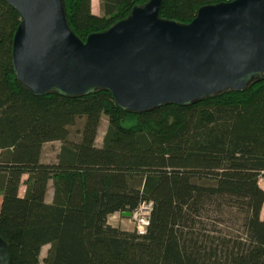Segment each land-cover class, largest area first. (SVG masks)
<instances>
[{
	"label": "trees",
	"instance_id": "trees-1",
	"mask_svg": "<svg viewBox=\"0 0 264 264\" xmlns=\"http://www.w3.org/2000/svg\"><path fill=\"white\" fill-rule=\"evenodd\" d=\"M146 1L100 0L95 14L91 0H62L82 40ZM226 1L162 0L159 16L188 23L201 6ZM20 19L0 0V236L9 264H39L47 244L43 264H264V74L240 91L140 112L121 109L102 89L36 96L12 66ZM78 120L79 135L70 139ZM51 141L61 143L57 159L42 161ZM148 201L144 233L108 222ZM206 210L239 217L243 236L201 240Z\"/></svg>",
	"mask_w": 264,
	"mask_h": 264
},
{
	"label": "water",
	"instance_id": "water-1",
	"mask_svg": "<svg viewBox=\"0 0 264 264\" xmlns=\"http://www.w3.org/2000/svg\"><path fill=\"white\" fill-rule=\"evenodd\" d=\"M5 1L21 17L13 70L36 96L102 89L121 109L140 112L240 91L264 74V0L203 5L188 23L161 18L162 0H148L84 40L70 28L62 0ZM9 260L0 236V264Z\"/></svg>",
	"mask_w": 264,
	"mask_h": 264
},
{
	"label": "rangeland",
	"instance_id": "rangeland-1",
	"mask_svg": "<svg viewBox=\"0 0 264 264\" xmlns=\"http://www.w3.org/2000/svg\"><path fill=\"white\" fill-rule=\"evenodd\" d=\"M100 0H92L91 1V10L95 14H101V8H100ZM81 126V120H78L77 123L70 128V139H76L78 137V130ZM107 127V117L105 115L102 116L97 137H96V144L101 145L102 138L104 135V132ZM60 142L59 141H52L51 143H45L42 148L41 153V159L45 162H55L57 159V154L59 152L60 148ZM202 178L206 179H213L211 176L202 175ZM259 185L264 189V178H259ZM25 187L22 185L20 187V194L24 193ZM52 196V188L51 186L48 187V190L46 192V201H50ZM1 200V196H0ZM227 212V211H226ZM223 216H215L211 211H204L202 212V215L200 217V224H199V232H200V239L205 241L206 237L204 234L208 236H211L212 234H221V235H230V236H243L242 232V226L241 222L239 220V217L237 216H229L227 213ZM261 217H264V205L261 210ZM122 217H116V216H109L108 222L112 225H118L117 223L122 222L123 228H126L127 230L134 229V224L132 222L131 217H129V220L122 221ZM49 248V245H44L41 249L40 253V263L43 264L42 258L46 255L47 249Z\"/></svg>",
	"mask_w": 264,
	"mask_h": 264
},
{
	"label": "built area",
	"instance_id": "built-area-1",
	"mask_svg": "<svg viewBox=\"0 0 264 264\" xmlns=\"http://www.w3.org/2000/svg\"><path fill=\"white\" fill-rule=\"evenodd\" d=\"M151 206H152V203L150 201L142 202L138 205V207L133 212H131L130 217L134 224V229L138 233H144L146 231Z\"/></svg>",
	"mask_w": 264,
	"mask_h": 264
},
{
	"label": "crops",
	"instance_id": "crops-1",
	"mask_svg": "<svg viewBox=\"0 0 264 264\" xmlns=\"http://www.w3.org/2000/svg\"><path fill=\"white\" fill-rule=\"evenodd\" d=\"M92 1V0H91ZM52 142V141H51ZM51 142H46V143H51ZM44 146V145H43ZM25 187V186H24ZM22 195V194H21ZM113 216H116V217H119V216H121L122 217V221H125V220H129V217L128 216H124V215H122L121 213H119V212H116V213H114V214H112ZM121 228H123V226H122V222H120L119 221V223H117ZM123 229H126V228H123Z\"/></svg>",
	"mask_w": 264,
	"mask_h": 264
}]
</instances>
